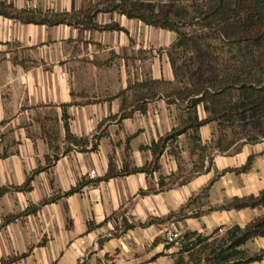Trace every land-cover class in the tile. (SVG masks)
Masks as SVG:
<instances>
[{
	"label": "crops",
	"instance_id": "1",
	"mask_svg": "<svg viewBox=\"0 0 264 264\" xmlns=\"http://www.w3.org/2000/svg\"><path fill=\"white\" fill-rule=\"evenodd\" d=\"M0 2L45 13L81 11L86 0ZM94 21L115 22L125 31L0 15V188H8L0 195V264L21 254L9 264H173L180 243L166 242L170 221L182 236L203 235L209 242L222 234L218 227H244L264 213V206L220 208L264 190V139L214 153L183 183L169 182L178 171L168 151L172 143L152 173L99 179L110 156L116 170L122 167L126 139L131 165L142 166L152 159L151 143L174 126L172 108L162 98L140 111L131 90L116 95L132 85L136 66L149 54L152 78L173 79L167 50L175 34L118 12L100 11ZM122 111L131 114L119 123L108 119ZM65 123L73 136L90 138L86 150L66 140ZM101 130L105 134L90 150L92 135ZM29 175V188L15 189ZM82 179L89 184L63 195ZM53 195L60 196L42 203ZM241 248L264 250V237ZM250 264H264V256Z\"/></svg>",
	"mask_w": 264,
	"mask_h": 264
},
{
	"label": "trees",
	"instance_id": "2",
	"mask_svg": "<svg viewBox=\"0 0 264 264\" xmlns=\"http://www.w3.org/2000/svg\"><path fill=\"white\" fill-rule=\"evenodd\" d=\"M106 2L108 5L101 9H97V5H92L81 11L45 13L38 9H18L11 4L0 2V15L24 23L47 25L65 23L81 25L86 29L125 31L115 22L99 25L94 21L96 12H118L128 18H136L146 25L174 32V41L167 50L173 79L170 82L156 79L137 81L116 96H123L126 91L135 89L137 101L135 108L145 111L149 100L160 97L157 89L160 84L170 86L172 81L178 82L163 97L167 103L177 105L179 123L156 142L151 143L149 149L152 152V159L150 163L142 166L131 165L126 139L122 167L116 170L110 156L107 171L99 178L100 180L136 172L152 173L159 169V158L166 146L180 135L187 138L189 158L192 159L190 174L203 170L208 144L202 139L200 128L209 123L215 122L220 131L229 127L235 135V123L248 121L255 128L256 134L245 142L264 139V0H184L180 7L170 13L156 11L145 0ZM186 27L193 30H184ZM204 54L210 59L211 69H205L202 73L194 72V76L201 79L200 82L189 78L186 80L187 73L189 75L190 70H193ZM200 106L206 113L204 117L199 116ZM123 108L124 102L120 110ZM130 114L122 111L120 115L110 116L108 119L120 121ZM104 121L99 124L98 129ZM65 127L66 140L86 150L90 138L73 136L67 123ZM103 134L105 132L101 130L92 135L90 150L97 148L98 140ZM236 140L237 137L228 139L224 133H219L213 146L218 152H223ZM210 160L211 158L208 162ZM245 169L246 166H243L235 171ZM178 171H181L179 164ZM31 178L32 175H29L25 182L15 189H28ZM88 184L87 180L82 179L63 195L78 192ZM162 184L160 181V188ZM7 190V187H1L0 195ZM147 191L150 190L140 193ZM58 196L60 195H53L42 203L51 202ZM259 206H264V190L256 196L232 198L220 208ZM257 236L264 237V213L244 227L233 225L227 228L219 237L209 242H206L207 237L203 235L184 234L178 242L180 250L173 264H250L260 261L264 256V250L248 253L241 248L247 240ZM22 255L24 254L2 259L1 264H9Z\"/></svg>",
	"mask_w": 264,
	"mask_h": 264
},
{
	"label": "rangeland",
	"instance_id": "3",
	"mask_svg": "<svg viewBox=\"0 0 264 264\" xmlns=\"http://www.w3.org/2000/svg\"><path fill=\"white\" fill-rule=\"evenodd\" d=\"M145 2L147 4H149L150 6H152L153 8L156 9V11H162L164 13H170V12H174L175 9H177L178 7H180L184 2V0H145ZM92 5H97V9H101L102 7H106L108 4L106 2V0H86V3L84 5V9H87L88 7L92 6ZM99 12H96V15ZM95 15V17H96ZM184 30H193V28L191 27H186L184 28ZM148 56V55H147ZM152 54L148 56L147 61H143V63H139L138 66H136V70H134V82L132 83V85L137 82V81H144L146 79H153L151 76L152 73V66H150V64L153 62V58H152ZM142 59H145V57H142ZM212 64L210 62V59H208V57L206 56V54H204V57L198 62V64L193 67V70H190L189 75L187 73L186 76V80L189 78L190 80H198V82H200L201 79L197 78L194 76V72L197 71L199 73H202V71H204L205 69H211ZM139 75L141 76V80H138L137 78L139 77ZM163 80V79H162ZM164 81H169V80H164ZM170 82V81H169ZM178 83V82H177ZM177 83L172 81V85L168 86L165 85L164 83L160 84V86L157 88L159 91V98H162L166 105H168L169 107L172 108V112L173 115L172 117L174 118V126L177 125L179 123V110L177 108V105L175 103H167L166 102V98L163 97L165 95L166 92L170 91L171 87H174L177 85ZM181 83V82H179ZM133 93V98H134V106L135 103L137 102L135 99V94H136V90L133 89L132 90ZM153 100H149V102H151ZM137 104V103H136ZM135 108V107H134ZM133 108V109H134ZM199 112L202 113V106H200L199 108ZM206 115V113H202L201 117H204ZM117 122L119 123L120 121L117 120ZM208 126H206L205 130L202 132V137L207 136L208 138H205L204 140L207 142L208 144V149L206 150L205 154H206V158H205V162H208V160L211 158V156L218 152L216 150V148H214V143L215 140L217 139V136L219 135V133H224V135L226 136V138H231V137H237L236 140V144L241 143L242 141H247L249 139H251L253 136L255 137V128L253 126H251V124H249L248 121H243V122H236L235 123V131L236 134L234 135L233 132L231 131V129L229 127H226L225 129H223V131H220V129L218 128L217 124L214 123H209L207 124ZM171 144V143H169ZM169 153L175 155V157L177 158L178 164L181 167V171H177L176 173H174V178L171 179L169 182H180L184 179H187L190 176V170L192 168H189V164H192V159L190 160L189 158V153H188V143H187V138L185 135H180L178 136V138L172 142L171 144V148H169ZM194 161V159H193ZM173 175V174H172ZM172 178V177H171Z\"/></svg>",
	"mask_w": 264,
	"mask_h": 264
},
{
	"label": "built area",
	"instance_id": "4",
	"mask_svg": "<svg viewBox=\"0 0 264 264\" xmlns=\"http://www.w3.org/2000/svg\"><path fill=\"white\" fill-rule=\"evenodd\" d=\"M89 176L94 177L95 176V170L89 171ZM223 228L219 227L218 232L223 233ZM183 238L181 230L178 228L175 221H170L166 226V233H165V239L167 243H175L177 244L181 239Z\"/></svg>",
	"mask_w": 264,
	"mask_h": 264
}]
</instances>
